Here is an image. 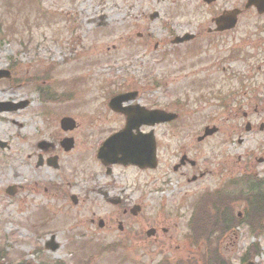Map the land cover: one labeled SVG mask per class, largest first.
Segmentation results:
<instances>
[{"label":"rangeland","instance_id":"rangeland-1","mask_svg":"<svg viewBox=\"0 0 264 264\" xmlns=\"http://www.w3.org/2000/svg\"><path fill=\"white\" fill-rule=\"evenodd\" d=\"M243 2L215 0L207 5L202 0H0V70H10V77L0 78V100L27 101L23 107L0 116V140L10 146L9 150H0V264H159L178 257L182 258L180 264H239L242 259L264 264L261 211L259 220L249 227L243 224L224 239L218 236L212 220L205 229L200 224L198 229L204 230L197 241L203 243L193 250L182 236L188 221H179L165 237L158 232L157 242L140 234L109 235L98 229L96 221L98 216L106 220L105 209L115 211L96 192L102 180H111L116 192L135 181L148 180L144 208L139 214L144 225L140 226L159 224L163 218L157 212V178L162 166L146 173L115 168L110 176L102 177L95 151L106 133L100 134L98 129L114 124L100 126L97 122L99 117L110 116L106 103L113 94L136 90L139 103L177 112L179 122L190 124L197 136L204 126L215 125L219 130L210 142L217 144L226 133L246 132L245 122L256 116L255 104L264 108V14L246 10L232 31L219 37L206 35L215 15L233 5L242 8ZM153 12L157 16L150 18ZM183 32L196 33L197 40L202 39L198 59L212 70L207 79L191 82L183 78L190 75L176 73L180 67L182 72H189L192 55L187 50L196 46L170 43L172 36ZM248 40L239 49L238 45ZM183 47L187 48L179 51ZM205 49L208 55L203 57ZM235 50L239 53L229 63L236 70L250 72L259 65L255 77L239 79L220 71L228 64L223 59L225 54L229 57ZM200 66L196 64L195 68ZM201 92L207 101L195 105L192 99ZM222 102H229L231 109L240 108L237 120L222 123L226 116L219 106ZM241 112L250 117L242 118ZM64 116L73 118L76 124L70 132L59 127V119ZM237 121L235 128L232 124ZM62 137L74 139L73 149L63 152L59 146ZM39 140L53 144L49 148L52 151L41 153L57 152L59 170L33 166L35 157L28 158L27 154L39 151ZM198 152L205 153L206 145L199 146ZM41 168L48 172L45 189L32 182L29 187L34 193H27L28 187L23 191L18 188L11 196L3 192L6 186L19 183L17 177L13 178L15 172L25 181ZM200 169L203 171V166ZM70 194L83 201L73 206ZM126 217L117 220L125 224ZM44 219L46 224H40ZM169 224L164 222L165 226ZM51 235L58 243L54 251L45 248ZM183 240L185 250H178L176 245Z\"/></svg>","mask_w":264,"mask_h":264},{"label":"flooded vegetation","instance_id":"flooded-vegetation-1","mask_svg":"<svg viewBox=\"0 0 264 264\" xmlns=\"http://www.w3.org/2000/svg\"><path fill=\"white\" fill-rule=\"evenodd\" d=\"M238 7H240V4L237 6L233 5L230 8ZM220 34L223 33H217L211 30L210 27L206 28V35L217 36ZM197 37L198 36L195 33V38L197 39ZM248 42H250V40H248ZM181 45L187 44L184 43ZM199 46L200 44L197 43L195 47L187 50V53L192 55L191 64H189L190 67L195 66L199 56L202 55ZM157 48L158 46L155 44L154 49L157 50ZM186 48L187 47H183L179 51L185 50ZM203 53V57H206L208 55V50H203ZM223 59L226 60L228 64L226 67L221 68L220 71L230 77H236L239 79L246 77V80H250V76L255 77V72L260 70L259 65H257L255 72L234 69L229 63L228 53L225 54ZM181 68L182 67L176 70V73L178 72L183 75H190L184 76L183 78H190L192 80L191 82H196L197 78L207 79L210 76L209 73H212V70L208 68L200 69L198 71L199 74H197L196 70L193 68H190L189 72L184 73ZM262 70L264 74V66ZM162 81L165 85L166 83L164 78ZM173 82H176V79H174ZM130 90L131 89H125L117 92L116 94L125 93ZM230 92L234 93V91ZM203 96L204 95L201 92L198 98L192 99L193 103L195 105L199 102L205 103L207 99H203ZM256 101L257 100L254 102ZM260 101L262 100L260 99ZM136 103L144 110L154 108H161L162 110H165V107H148L139 103V101H134L122 102L119 106L120 111H113L109 108L107 101L106 111L110 116L99 117L97 124L100 126H107L108 123H112L114 126L105 130H102L101 128L98 129L100 134L106 133L103 139L113 133H116L125 126L126 116L124 114L126 111L131 110ZM219 106L226 111V116L222 122L223 124L229 123L230 119H232V121L237 120L240 108L231 109L229 107V102L225 105L224 102H222ZM263 110L264 108L255 104L253 113L256 116L251 119V122H245L244 130L246 132L243 133L236 131L226 133L222 138H220L219 144L210 142L211 136L213 137L216 133L206 136L202 140L198 141V136L193 134L190 130V124H181L179 122L180 114L178 113L174 120L166 123H157L152 126L140 124L137 130L132 131V134H153L157 159L156 168L153 170L162 166L157 178L159 183L158 191L160 193L159 201L157 202V212L159 211L161 214L160 216L163 218L158 222L159 224H154L155 222H152L151 224L154 225L149 224L147 227L140 226L144 225V221L139 218V216H141L139 214L144 208L143 201L146 199L147 195V190L145 189L148 186V180L135 181L131 187H121L119 192H116L117 187H115L111 180H102L101 184L97 187L96 192L101 194L105 200V204L111 206L115 211L112 209H105L104 217L106 220L102 218L101 227L97 226L98 229L103 230L104 233L106 232L109 235H115V232L119 234L130 233L136 236L140 234V236L144 235L146 240L157 242L158 239H156V236L158 232L159 235L161 234L165 237L168 229L176 228L179 221L192 222L197 214L196 206L198 196H203L199 201V204L202 200L205 204L203 209L204 211L203 213H199L198 218L203 217L206 221L219 220L220 225L217 226L218 222L214 225L215 227H218L217 234H220L222 238H227V235L234 234L235 229H239L243 224L249 227L252 224V221L259 220L260 211L264 214V114L262 116L259 115ZM241 116L244 119L250 117L246 112H241ZM137 122H140L139 118H137ZM232 125L236 128L238 121L236 124ZM75 127L76 124L73 129H75ZM255 127H257V130ZM251 130L254 131L249 132ZM63 139L64 137L59 140V146L63 152L73 149L74 139L72 138L70 145L71 148L68 150L64 149L65 146L62 144ZM203 144L206 145V152H198V147ZM36 146L39 149L38 152L34 151L27 154L28 158H31L32 156L35 157L32 162L33 166H45L47 169L50 167L53 170H59L61 163L58 162L59 155L57 152L47 154L41 153L47 152L50 150L49 148H53V144H46V142H40L39 140ZM97 162L100 165V169L103 171L102 177L110 176L115 168H130L143 173L153 171L148 168L140 169L133 165L123 166L121 164H114L108 166L101 160H98ZM201 166H203V171L200 169ZM43 169L44 168H41L35 177L30 176L28 180L25 181L23 180L21 174L16 173L19 183L16 181V186L14 187L15 194L18 192V188L23 191L24 187L29 188L27 193H34L35 191L29 187V184L32 182L35 184L40 183V185H42L45 189V184L48 181L45 176L48 172ZM61 171H64V169ZM50 183L56 184L54 181ZM197 183H203V186H198ZM170 186L173 188L170 189ZM126 191L128 192L125 193ZM27 193L25 195H28ZM198 193L199 195H197ZM33 196L34 195L32 194L30 197ZM172 196L173 199L170 202L171 204H174L170 205L169 198L171 199ZM69 199L73 206H77L83 201L75 194H70ZM134 206H137L138 208L132 209ZM131 209L132 212L130 213ZM117 213L121 217L127 216V219H123L127 224H123L120 220H117L119 217ZM100 219L101 217L98 216L96 221ZM116 220L117 228L114 227V221ZM165 221H170V224L165 226ZM90 222L93 223L94 219H90ZM40 224H46L45 219L41 221ZM149 228L154 229V232L148 237L146 235V231ZM188 229L190 232L189 241L196 242V238L194 237L197 233L196 225L192 226L190 224L187 226L186 224V227L182 229V236H184V238L188 233ZM184 242L185 241L183 240L176 245L178 250H185V246L183 244ZM50 246L51 244L46 246L45 242V248Z\"/></svg>","mask_w":264,"mask_h":264},{"label":"water","instance_id":"water-1","mask_svg":"<svg viewBox=\"0 0 264 264\" xmlns=\"http://www.w3.org/2000/svg\"><path fill=\"white\" fill-rule=\"evenodd\" d=\"M211 2L212 0H204ZM254 5L259 13L264 11V0H247L245 7ZM239 10H231L222 13L220 16L214 19L217 30L228 29L234 26L236 22V16ZM155 16L152 15L151 18ZM189 37V36H188ZM188 37H176L175 42L183 41ZM9 72L7 70H0V77H8ZM135 92L118 95L111 99L110 107L114 110H119L120 103L122 101H128L134 98ZM26 104L25 101L16 104L12 103H0V111L13 110L23 107ZM125 111V110H123ZM126 126L123 130L105 139L98 149L97 156L103 159L108 164L122 163V164H135L139 167H155V146L151 133L145 135H133L132 129L137 128L141 123L153 124L164 120H169L175 117V114L164 112L161 110H149L144 111L133 107L131 110L126 111ZM137 118L140 122H137ZM74 122L71 118L64 117L60 120V126L63 130L72 129ZM206 132H212L215 129H207ZM62 144L69 148L71 145V139H65ZM3 144L0 142V146ZM12 188H7V192L11 194ZM151 232L148 231L149 234ZM50 250H55L56 244H51ZM246 264H252L248 262Z\"/></svg>","mask_w":264,"mask_h":264},{"label":"bare ground","instance_id":"bare-ground-1","mask_svg":"<svg viewBox=\"0 0 264 264\" xmlns=\"http://www.w3.org/2000/svg\"><path fill=\"white\" fill-rule=\"evenodd\" d=\"M0 102H7V99H6V100H0ZM3 112H6V111H0V116H2V114H4ZM4 117H5V116H4ZM16 175H17V174H16V172H15L13 178H15Z\"/></svg>","mask_w":264,"mask_h":264}]
</instances>
